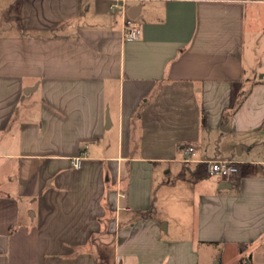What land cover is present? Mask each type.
Listing matches in <instances>:
<instances>
[{
	"label": "crops",
	"instance_id": "1",
	"mask_svg": "<svg viewBox=\"0 0 264 264\" xmlns=\"http://www.w3.org/2000/svg\"><path fill=\"white\" fill-rule=\"evenodd\" d=\"M261 53L264 0H0V264H264Z\"/></svg>",
	"mask_w": 264,
	"mask_h": 264
},
{
	"label": "built area",
	"instance_id": "2",
	"mask_svg": "<svg viewBox=\"0 0 264 264\" xmlns=\"http://www.w3.org/2000/svg\"><path fill=\"white\" fill-rule=\"evenodd\" d=\"M123 38L126 41H135L141 38L142 26L131 19H125L122 28ZM184 162L201 163L204 165V174L209 177L218 179H229L239 173L240 163L233 160H195L196 149L193 146H187L183 150ZM73 166L79 168L81 166V157L73 160Z\"/></svg>",
	"mask_w": 264,
	"mask_h": 264
},
{
	"label": "rangeland",
	"instance_id": "3",
	"mask_svg": "<svg viewBox=\"0 0 264 264\" xmlns=\"http://www.w3.org/2000/svg\"><path fill=\"white\" fill-rule=\"evenodd\" d=\"M259 61H263V68H264V53H261V54H259ZM246 153H245V156H244V158H246ZM218 261V260H217ZM205 264H207V263H205ZM209 264H215V262L214 263H211V262H209Z\"/></svg>",
	"mask_w": 264,
	"mask_h": 264
},
{
	"label": "trees",
	"instance_id": "4",
	"mask_svg": "<svg viewBox=\"0 0 264 264\" xmlns=\"http://www.w3.org/2000/svg\"><path fill=\"white\" fill-rule=\"evenodd\" d=\"M240 249H241V250L243 249V245H242V246H240Z\"/></svg>",
	"mask_w": 264,
	"mask_h": 264
}]
</instances>
